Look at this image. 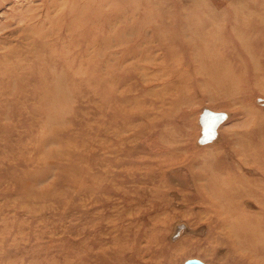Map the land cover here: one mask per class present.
Segmentation results:
<instances>
[{
	"label": "rangeland",
	"instance_id": "rangeland-1",
	"mask_svg": "<svg viewBox=\"0 0 264 264\" xmlns=\"http://www.w3.org/2000/svg\"><path fill=\"white\" fill-rule=\"evenodd\" d=\"M263 160L264 0H0V264H264Z\"/></svg>",
	"mask_w": 264,
	"mask_h": 264
},
{
	"label": "water",
	"instance_id": "water-1",
	"mask_svg": "<svg viewBox=\"0 0 264 264\" xmlns=\"http://www.w3.org/2000/svg\"><path fill=\"white\" fill-rule=\"evenodd\" d=\"M227 115L222 112H214L211 110H204L201 115L202 134L198 139L199 145L211 143L216 138L218 126L226 119ZM182 264H207L197 258H190L185 260Z\"/></svg>",
	"mask_w": 264,
	"mask_h": 264
},
{
	"label": "bare ground",
	"instance_id": "bare-ground-1",
	"mask_svg": "<svg viewBox=\"0 0 264 264\" xmlns=\"http://www.w3.org/2000/svg\"><path fill=\"white\" fill-rule=\"evenodd\" d=\"M237 9V8H236ZM241 10V9H240ZM242 12V11H241ZM246 21H247V19H246ZM198 61V60H197ZM216 65V64H215ZM218 70V69H217ZM220 72V71H219ZM217 73V72H216ZM213 74V73H212ZM219 77V76H218ZM217 77V78H218ZM263 162H264V160H263ZM235 228H236V226H235ZM263 229V228H262ZM237 230V229H236ZM240 231V230H239ZM243 232V231H242ZM253 239V238H252ZM243 240H245V239H243ZM262 242H264V241H262ZM258 246V245H257ZM258 249V248H257Z\"/></svg>",
	"mask_w": 264,
	"mask_h": 264
}]
</instances>
